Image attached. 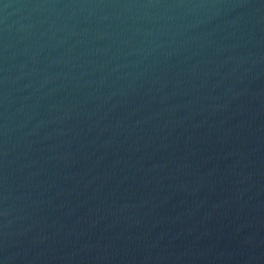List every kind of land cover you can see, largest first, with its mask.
Returning <instances> with one entry per match:
<instances>
[{
  "label": "water",
  "instance_id": "water-1",
  "mask_svg": "<svg viewBox=\"0 0 264 264\" xmlns=\"http://www.w3.org/2000/svg\"><path fill=\"white\" fill-rule=\"evenodd\" d=\"M0 264H264V0H0Z\"/></svg>",
  "mask_w": 264,
  "mask_h": 264
}]
</instances>
